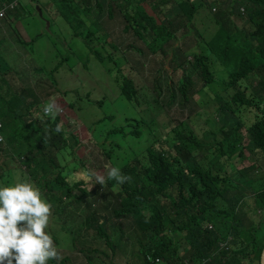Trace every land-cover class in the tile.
I'll use <instances>...</instances> for the list:
<instances>
[{
  "label": "trees",
  "instance_id": "trees-1",
  "mask_svg": "<svg viewBox=\"0 0 264 264\" xmlns=\"http://www.w3.org/2000/svg\"><path fill=\"white\" fill-rule=\"evenodd\" d=\"M11 1L0 0V5ZM52 1H58L57 9H61L63 0ZM86 1L66 3L68 12L61 15L70 25L87 20L91 7H85ZM95 1L102 8L100 1ZM37 5L44 14V5L50 3L38 0L30 7ZM117 8L125 21L124 30L146 41L154 53L175 39L177 31L190 28L194 42L185 54L186 59L191 58L188 63L192 68L177 69L191 70L203 82L202 89L218 83V67L225 70V87L214 93L219 128H206L202 136L187 122L171 121L162 127L170 131L167 137L164 131L166 141L158 135L146 150V161L135 157L119 167L131 178L129 181L117 184L107 179L91 194L80 190V198L66 180L79 170L66 142L76 145L77 137L67 136L62 128L56 131L59 117L53 122L49 117L30 118L37 99L29 101L34 97L31 90L17 87L16 80L8 76L10 70L1 55L7 57L8 46H3L0 134L4 144H0V169L4 157H17L22 170L2 172L0 186L14 184L19 175L39 189L53 216H62L72 205H78V211L84 210L86 219H92L93 230L114 253L121 247L127 227L131 239L125 241L127 256L139 264H261L264 229L253 233V223L264 216V172L255 175L264 163V0H110L108 9ZM242 8L248 24L237 30L232 17L241 16ZM27 12L33 15L31 10ZM43 16L42 22L50 19ZM198 27L204 30L196 31L201 34L197 38L193 32ZM76 35L86 41L100 63L108 65L107 72L121 89V97L132 104L142 103L134 80L124 75L123 66L108 50L107 34H102L104 50L98 51L94 50L96 34ZM60 65L51 73H57ZM9 82L17 93L11 92ZM177 86L176 94L188 101L194 94L190 89L195 86L192 74L180 79ZM109 135L138 137L139 132L126 133L123 128ZM239 160L248 166L236 167L242 179L236 183L232 162L237 165ZM249 187L255 188L252 194L247 191ZM95 203L99 204L97 210L93 209ZM244 203H249L247 209ZM113 231L120 232L118 244ZM52 262L55 259L47 264ZM67 262L66 258L60 264Z\"/></svg>",
  "mask_w": 264,
  "mask_h": 264
},
{
  "label": "rangeland",
  "instance_id": "rangeland-1",
  "mask_svg": "<svg viewBox=\"0 0 264 264\" xmlns=\"http://www.w3.org/2000/svg\"><path fill=\"white\" fill-rule=\"evenodd\" d=\"M46 1L50 6L44 5L45 9H50L51 6L54 8V21L48 19L43 33L39 31L43 16L37 7L31 9L29 0H17V8L0 21V52L3 46H8L7 57L1 53L10 70L8 76L16 80L17 87L31 90L34 97H29V101L37 99L31 119H46L43 115V105L49 100L55 99L61 107H66L67 111L64 109L65 112L62 111L56 118H60L59 125L67 136L73 134L79 140L77 157L72 160L77 163L79 170L68 177V183L71 185L84 182V185L79 183L75 187L78 197H83L79 193L80 190L91 194L100 187L94 179L91 183L85 182L82 178L84 174L100 172L107 180V170L112 167L119 168L127 159L139 157L146 161V150L153 140L159 135L163 136L160 139L166 141L162 127L171 124V121L187 122L202 136L206 128L213 131L219 128L214 93L225 87L228 79L225 70L218 67V83L202 89L203 82L197 79L191 70L177 69L178 66L192 68L188 63L191 58L186 59L185 54L189 45L194 42L190 28L177 31L174 34L175 39L154 53L146 41H140L136 34L124 30L125 21L119 9L109 10L108 0H99L102 8L96 7V12L87 15L86 21L72 22L73 25L61 15L68 12L65 5L57 9L58 1ZM28 9L33 15L27 12ZM84 14L86 15L85 11ZM235 17L245 20L246 14L242 11L241 16ZM106 18L109 19L108 24L104 23ZM90 22L94 24L90 26ZM239 26L241 29L238 27L237 30H243L242 25ZM231 28L232 31L236 30L235 25ZM194 30L193 34L198 38L201 34L196 31L204 28L198 27ZM104 32L107 34L108 50L123 66L124 75L134 80L138 89L137 96L142 103L132 104L121 97V89L107 72L108 65L100 63L92 55L86 41L76 35L96 34L94 50L98 51L104 50L101 46ZM59 62V71L52 74L51 70ZM190 74L195 84L190 87L194 94L186 101L182 95L176 94L175 88L179 90L177 85L180 79L184 80ZM10 90L17 93L11 83ZM123 128L126 133L137 130L138 137L109 135L112 130ZM165 132L167 137L170 131ZM245 133L246 131H242V134ZM107 135L109 137L105 139ZM98 139H102L101 142ZM246 153L247 151L245 155ZM232 163L235 167V181L239 183L242 179L236 167L239 165L240 169H245L248 164L241 161L237 165ZM1 167L0 175L2 172L22 170L17 157H4ZM263 172L264 163L255 175ZM254 189L249 187L247 191L252 194ZM105 207L108 209V205ZM243 207L247 209V203H244ZM93 209H99V204L95 203ZM257 214L260 215L261 212L258 211ZM262 223L264 216L255 219L253 233H260L264 229V225L261 227ZM93 228L92 219L87 220L84 210L78 211L76 204L62 216H53L51 212L50 223L45 231L52 236L61 256V259H55L52 263L60 264L67 258L69 262L65 264H139L136 258L127 256L125 241L131 242L127 227L124 228L122 245L115 253L105 246ZM113 233L116 234L118 244L120 232ZM95 249L102 250L105 254L98 253Z\"/></svg>",
  "mask_w": 264,
  "mask_h": 264
},
{
  "label": "clouds",
  "instance_id": "clouds-1",
  "mask_svg": "<svg viewBox=\"0 0 264 264\" xmlns=\"http://www.w3.org/2000/svg\"><path fill=\"white\" fill-rule=\"evenodd\" d=\"M36 1L38 0H29V4L32 5ZM68 1L63 0L61 6L66 5ZM81 2L83 0H74V3ZM3 5H12L6 10L4 17L17 8L16 1L2 3L0 7ZM241 10L244 11L243 8ZM46 21L49 20L44 19L43 22L46 23ZM61 112L62 108L55 99L49 100L43 105L45 117L54 120ZM60 130L61 125H57L56 131L59 132ZM0 136L2 135L0 134ZM78 141L77 138L76 145L66 141L75 158L77 157ZM0 144H4V138ZM1 154L3 153L1 152ZM69 176L71 175L66 177L67 182ZM82 178L87 183H91L94 179L95 183L101 186L106 183L105 176L100 172L86 173ZM107 178L115 180L117 184H123L131 179L122 174L118 167L108 169ZM68 184L75 190L78 183L75 185ZM75 192L77 194V191ZM50 217L51 205L41 198L39 189L32 183L22 180L17 175L14 184L0 186V264H47L50 259H61L52 236L45 231L49 226Z\"/></svg>",
  "mask_w": 264,
  "mask_h": 264
},
{
  "label": "crops",
  "instance_id": "crops-1",
  "mask_svg": "<svg viewBox=\"0 0 264 264\" xmlns=\"http://www.w3.org/2000/svg\"><path fill=\"white\" fill-rule=\"evenodd\" d=\"M42 1H45V0H41V2ZM218 1H223V0H218ZM50 2H51V0H50ZM110 3V0H108V4ZM48 6H50V5H48ZM91 7V9L88 11L89 12V14H94L95 12H96V7H98V2H96L95 0H87L86 1V4H85V7ZM101 11H103L102 9H100ZM84 11H85V8H84ZM53 12H54V8L51 6V8L50 9H45L44 10V14L43 15H45L46 17H48V18H50L52 21H54V19H53V17H52V15H53ZM48 15V16H47ZM233 18V20H234V24L236 23L237 24V26L240 28V26L239 25H242V27L244 28L247 24H248V19H247V17H244V19L245 20H242V18L240 19V18H237V17H235V16H233L232 17ZM108 21H109V19L108 18H106V19H104V23L105 24H108ZM45 26H46V23L45 22H41L40 23V32H43L44 33V28H45ZM50 28H51V25H50ZM241 29V28H240ZM140 40V39H139ZM140 41H143V40H140ZM62 108V111L63 112H65V110L67 111V109H66V107L64 106V107H61ZM65 109V110H64ZM247 155H248V153H246ZM249 203H247V205H248Z\"/></svg>",
  "mask_w": 264,
  "mask_h": 264
},
{
  "label": "built area",
  "instance_id": "built-area-1",
  "mask_svg": "<svg viewBox=\"0 0 264 264\" xmlns=\"http://www.w3.org/2000/svg\"><path fill=\"white\" fill-rule=\"evenodd\" d=\"M11 7H12V5H9V6L3 5L2 7H0V19H2L4 17L6 10L8 8H11ZM2 140H3V138H2V136H0V141H2ZM157 262H159V260H157Z\"/></svg>",
  "mask_w": 264,
  "mask_h": 264
},
{
  "label": "water",
  "instance_id": "water-1",
  "mask_svg": "<svg viewBox=\"0 0 264 264\" xmlns=\"http://www.w3.org/2000/svg\"><path fill=\"white\" fill-rule=\"evenodd\" d=\"M37 9L40 11L41 16H43L42 9L39 6H37ZM46 23H47V21H46ZM49 27H50V25H49ZM261 264H264V248H263L262 255H261Z\"/></svg>",
  "mask_w": 264,
  "mask_h": 264
}]
</instances>
